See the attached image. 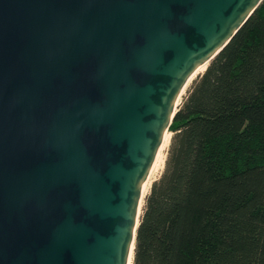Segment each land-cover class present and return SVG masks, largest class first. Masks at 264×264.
<instances>
[{
    "label": "water",
    "instance_id": "water-1",
    "mask_svg": "<svg viewBox=\"0 0 264 264\" xmlns=\"http://www.w3.org/2000/svg\"><path fill=\"white\" fill-rule=\"evenodd\" d=\"M262 0H0V264H131L191 74Z\"/></svg>",
    "mask_w": 264,
    "mask_h": 264
},
{
    "label": "trees",
    "instance_id": "trees-1",
    "mask_svg": "<svg viewBox=\"0 0 264 264\" xmlns=\"http://www.w3.org/2000/svg\"><path fill=\"white\" fill-rule=\"evenodd\" d=\"M131 264H264V0L181 96Z\"/></svg>",
    "mask_w": 264,
    "mask_h": 264
},
{
    "label": "bare ground",
    "instance_id": "bare-ground-1",
    "mask_svg": "<svg viewBox=\"0 0 264 264\" xmlns=\"http://www.w3.org/2000/svg\"><path fill=\"white\" fill-rule=\"evenodd\" d=\"M204 65L203 66H200L199 68H197L192 74L191 76L188 78L187 82L185 83L181 93L185 90V88L189 85V83L197 76L199 75L200 73L203 72L204 70ZM183 94V93H182ZM168 143V136H166V133L163 135V138H162V141H161V144L159 145L157 151H156V154H155V157H154V160H153V163L151 165V168L149 170V173H148V176H147V179L145 180V182L143 183L142 187H141V192H140V199H139V209L141 208L142 206V203H143V199L144 197L146 196V194L148 193V189H149V186H150V178L152 175H154V173H156L157 169H158V162H160L159 160V154H160V151L163 150V148L166 146V144ZM160 166V165H159ZM153 181V180H152Z\"/></svg>",
    "mask_w": 264,
    "mask_h": 264
},
{
    "label": "rangeland",
    "instance_id": "rangeland-1",
    "mask_svg": "<svg viewBox=\"0 0 264 264\" xmlns=\"http://www.w3.org/2000/svg\"><path fill=\"white\" fill-rule=\"evenodd\" d=\"M205 68V67H204ZM191 83V82H190ZM190 83H189V85H190ZM188 85V86H189ZM188 86L185 88V90L181 93V96H183L184 94H185V92H186V90H187V88H188ZM181 96H180V98H179V103H180V99H181ZM166 136H168V143H169V137H170V133L169 132H166ZM168 143L166 144V146L163 148V150H161L160 151V154H159V161L160 162H158V169H157V171H156V173H154V175H152L151 176V178H150V181L152 182V180L154 181V180H156L157 178H158V176H159V174L161 173V171H162V168H163V162H164V159H165V155H166V151H167V147H168ZM160 165V166H159ZM151 182H150V184H151Z\"/></svg>",
    "mask_w": 264,
    "mask_h": 264
}]
</instances>
